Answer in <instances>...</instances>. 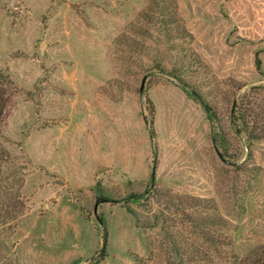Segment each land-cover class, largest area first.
Listing matches in <instances>:
<instances>
[{"label": "rangeland", "instance_id": "rangeland-1", "mask_svg": "<svg viewBox=\"0 0 264 264\" xmlns=\"http://www.w3.org/2000/svg\"><path fill=\"white\" fill-rule=\"evenodd\" d=\"M150 1L0 0V69L18 90L0 120V264H166L159 228L137 227L128 211L140 209L128 196L149 188L213 198L228 218L239 211L231 186L249 177L221 160L202 107L155 64L178 68L181 51L196 52L203 65L186 60L183 77L212 100L232 156L245 161L228 120L247 91L264 129V77L254 64L264 0H177L193 39L173 41L140 19ZM123 34L140 51L117 43ZM246 161L261 173L245 212L230 219L252 245L264 244V141Z\"/></svg>", "mask_w": 264, "mask_h": 264}, {"label": "trees", "instance_id": "trees-1", "mask_svg": "<svg viewBox=\"0 0 264 264\" xmlns=\"http://www.w3.org/2000/svg\"><path fill=\"white\" fill-rule=\"evenodd\" d=\"M139 17L146 23H156L162 27L170 37V41L177 38L193 39L192 34L180 21L177 0H151L148 8L141 12ZM137 34L141 33L137 32ZM116 42L132 46L135 44L137 48L134 49L137 51L141 49L138 48L139 42L126 34L118 37ZM180 53H182L180 57L182 63L189 64L188 66L182 64L178 68L173 67L168 70L161 61H157L155 69L179 80L181 89L204 110L212 144L214 149L220 152L221 160L234 166L239 175L249 177L242 185H237V182L231 186L230 194L239 208L236 216L233 214L232 217L238 221L245 212L244 201L258 183L261 173L260 166L251 163L247 168L245 162L247 163V159H252L255 144L264 141V129L259 130L257 116H254L256 111L249 103L248 92H243L234 100L228 122L231 132L242 144V153L247 152V159L240 162V155L232 156L230 133L221 126V116L212 100L183 77L190 71V67L203 65L200 57L192 49ZM191 58L192 66L186 62ZM254 64L257 72L264 77V47L255 50ZM17 91L12 75L0 69V120ZM146 109V122L151 141L154 142L157 137L156 109L150 97L147 98ZM4 152L5 150L0 146V157ZM155 153L157 155V152ZM164 197L166 200L162 204ZM105 198L106 196L101 194L100 199ZM127 199L133 205L140 207L139 211L128 207V211L136 219L137 227L151 231L159 228L161 237L159 246L165 251L166 264H264V244L252 245L251 239L245 234L246 227L240 229L238 226H233L232 217L230 216V219L222 214L213 198L173 193L163 196L158 189L154 192L149 188L144 192L130 194ZM155 201L161 203L162 208L152 209ZM240 241L247 246L245 250L241 249ZM151 245L149 243V246Z\"/></svg>", "mask_w": 264, "mask_h": 264}, {"label": "water", "instance_id": "water-1", "mask_svg": "<svg viewBox=\"0 0 264 264\" xmlns=\"http://www.w3.org/2000/svg\"><path fill=\"white\" fill-rule=\"evenodd\" d=\"M217 153H218L219 157L221 158L220 152H219V151H217Z\"/></svg>", "mask_w": 264, "mask_h": 264}]
</instances>
